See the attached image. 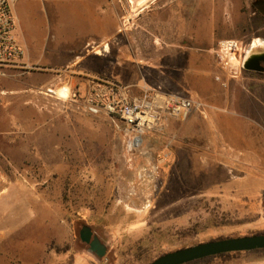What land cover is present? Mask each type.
<instances>
[{
    "label": "rangeland",
    "instance_id": "obj_1",
    "mask_svg": "<svg viewBox=\"0 0 264 264\" xmlns=\"http://www.w3.org/2000/svg\"><path fill=\"white\" fill-rule=\"evenodd\" d=\"M114 3L116 32L85 49V71L0 67L1 97L15 92L27 99L17 108L22 120L12 112L0 117V264H147L177 248L264 231V132L249 136L264 122V73L242 68L230 77L215 52L223 38L244 45L264 38V0H149L135 15L127 0ZM193 51L207 66L196 75L186 68L183 76ZM90 74L146 81L209 107L184 121L163 120L130 161L120 119L89 115L51 93L66 81L83 90ZM22 84L32 88L2 89ZM217 117L233 119L240 132L229 135ZM132 187L148 201L128 202ZM83 224L107 245L104 256L80 238ZM18 241L36 244L17 249ZM209 264H264V253Z\"/></svg>",
    "mask_w": 264,
    "mask_h": 264
},
{
    "label": "crops",
    "instance_id": "obj_2",
    "mask_svg": "<svg viewBox=\"0 0 264 264\" xmlns=\"http://www.w3.org/2000/svg\"><path fill=\"white\" fill-rule=\"evenodd\" d=\"M10 1L15 15L17 37L23 47V56L19 63L27 68L44 71L58 72L65 69L73 74L85 71L91 63L90 49L86 53L85 49L91 43L94 44V47L99 46L105 38L113 35L118 26V15H120V5L114 3L112 6L111 0ZM182 48L185 50L186 47ZM189 58L192 61L190 64H186V62L182 64L183 76L187 73L186 68L192 69L194 75L201 73L202 69L206 68L207 65L203 62L202 57L194 51L189 53ZM80 63L84 65L82 66ZM4 74H6L5 71ZM30 87L32 88V86ZM30 87L22 84L2 89L25 91ZM10 97L15 98L13 103H10ZM25 97V93L15 92L13 96H10L8 92L2 95L0 117L7 116L9 112H12L15 119L22 120L17 108L25 106L27 101ZM20 104L22 105L20 106ZM193 115L190 118L194 117ZM0 122H2L1 118ZM257 122L260 130H251L252 133L249 136L263 134L264 122ZM214 123L222 126L229 132V135L236 131L240 132L237 128L238 124L228 117H217ZM0 130H3L2 124H0ZM15 214L17 218H24L23 213L21 216L19 212ZM14 224L7 228V234L20 225L18 221ZM13 234L14 232L11 233V235ZM26 244L31 246L30 248H34L33 245L36 243L35 241H18L16 248L23 249Z\"/></svg>",
    "mask_w": 264,
    "mask_h": 264
},
{
    "label": "built area",
    "instance_id": "obj_3",
    "mask_svg": "<svg viewBox=\"0 0 264 264\" xmlns=\"http://www.w3.org/2000/svg\"><path fill=\"white\" fill-rule=\"evenodd\" d=\"M248 45L235 38L218 41L216 54L228 76H237L243 68ZM22 56L23 47L17 37L11 1L0 0V67L16 65ZM216 78L221 79V76ZM62 88L66 89L65 95L59 93ZM51 93L62 101L76 104L89 115L105 114L120 119V134L130 161L133 154L142 148L147 131L159 127L163 120L175 118L184 121L196 112L206 114L209 107L199 98L165 92L160 86L146 81L123 83L93 74L86 76L83 90L66 81Z\"/></svg>",
    "mask_w": 264,
    "mask_h": 264
},
{
    "label": "water",
    "instance_id": "obj_4",
    "mask_svg": "<svg viewBox=\"0 0 264 264\" xmlns=\"http://www.w3.org/2000/svg\"><path fill=\"white\" fill-rule=\"evenodd\" d=\"M262 61H264V52L253 57H245L243 68L253 71H264ZM80 238L88 243L89 249L98 256L102 257L107 253V245L94 233L90 225L83 224L80 229ZM257 248H264V232L215 238L177 248L159 255L147 264H184L195 259L223 252L249 251Z\"/></svg>",
    "mask_w": 264,
    "mask_h": 264
},
{
    "label": "bare ground",
    "instance_id": "obj_5",
    "mask_svg": "<svg viewBox=\"0 0 264 264\" xmlns=\"http://www.w3.org/2000/svg\"><path fill=\"white\" fill-rule=\"evenodd\" d=\"M149 0H127V2L129 3V5L131 6L132 9V14L135 15L137 9H139V7L144 6ZM215 4V3H214ZM215 10V9H214ZM130 17V16H129ZM129 20V19H128ZM172 21V20H171ZM172 23V22H171ZM127 26V25H126ZM107 44L105 45V50L108 49L107 48ZM102 50L98 49L96 50V53H101ZM247 51V58L248 57H253L259 53L264 52V38L262 37H255L254 40L249 43V45L246 48ZM103 52V51H102ZM60 94L65 95L63 92L59 91ZM124 151V150H123ZM145 151V150H144ZM59 155V154H58ZM56 156V155H55ZM126 158V157H125ZM60 159V158H59ZM125 162V161H124ZM143 162V161H142ZM129 163V162H128ZM144 163V162H143ZM125 164V163H123ZM146 164V163H145ZM154 163H152L153 165ZM125 166V165H124ZM128 166V165H127ZM154 166V165H153ZM124 170V169H123ZM130 170V169H129ZM155 170V169H153ZM133 171L135 172V170L133 169ZM132 171V172H133ZM146 171V169H145ZM143 171V172H139L140 175V179L141 182L143 183H147V177L151 176V175H147V173ZM150 172V170H148ZM130 172V171H129ZM152 172V171H151ZM151 174V173H149ZM121 175V174H120ZM133 175V173H132ZM135 175V174H134ZM154 176V175H153ZM123 178V177H122ZM135 179V178H134ZM147 186V185H146ZM2 194V193H1ZM125 199L128 200V202L134 203L137 205H141L143 203V201L147 202V197H144L136 188L132 187L130 188V190L128 192L125 193ZM152 200V199H151ZM147 204V203H146ZM145 206V205H144ZM143 206V207H144ZM9 221V220H8ZM10 223V222H9Z\"/></svg>",
    "mask_w": 264,
    "mask_h": 264
},
{
    "label": "trees",
    "instance_id": "obj_6",
    "mask_svg": "<svg viewBox=\"0 0 264 264\" xmlns=\"http://www.w3.org/2000/svg\"><path fill=\"white\" fill-rule=\"evenodd\" d=\"M263 232L264 231H258L256 233H263ZM227 237H229V236H227ZM218 238H224V237H218ZM240 252H259V253H264V248H257V249L249 250V251L223 252V253H219V254H216V255H210V256L203 257V258L195 259V260H192V261L184 263V264H209L215 259H218V258L224 259V258H227L230 255H235V254H238Z\"/></svg>",
    "mask_w": 264,
    "mask_h": 264
},
{
    "label": "flooded vegetation",
    "instance_id": "obj_7",
    "mask_svg": "<svg viewBox=\"0 0 264 264\" xmlns=\"http://www.w3.org/2000/svg\"><path fill=\"white\" fill-rule=\"evenodd\" d=\"M258 10H259V14L258 15L263 18L264 17V4H263V8L259 7ZM262 64H264V61H262ZM257 72L264 73V71H257Z\"/></svg>",
    "mask_w": 264,
    "mask_h": 264
}]
</instances>
